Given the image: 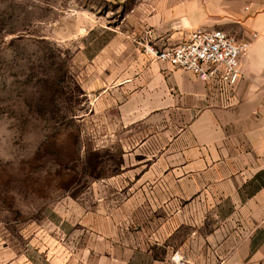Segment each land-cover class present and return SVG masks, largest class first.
I'll return each mask as SVG.
<instances>
[{"label":"rangeland","instance_id":"1","mask_svg":"<svg viewBox=\"0 0 264 264\" xmlns=\"http://www.w3.org/2000/svg\"><path fill=\"white\" fill-rule=\"evenodd\" d=\"M134 4L0 0V264H198L235 230L160 177L178 122L130 123L112 93L148 53Z\"/></svg>","mask_w":264,"mask_h":264},{"label":"crops","instance_id":"2","mask_svg":"<svg viewBox=\"0 0 264 264\" xmlns=\"http://www.w3.org/2000/svg\"><path fill=\"white\" fill-rule=\"evenodd\" d=\"M129 20L134 47L163 49L197 27L250 43L230 104L211 82L141 51L117 61L126 66L111 89L124 96L119 105L130 123L156 116L178 122L177 152L162 154L160 163L178 162L160 177L177 193L196 194L198 208L214 210L226 229L236 225L222 247L199 252L198 264H264V0H135Z\"/></svg>","mask_w":264,"mask_h":264},{"label":"built area","instance_id":"3","mask_svg":"<svg viewBox=\"0 0 264 264\" xmlns=\"http://www.w3.org/2000/svg\"><path fill=\"white\" fill-rule=\"evenodd\" d=\"M249 47L248 41H239L224 30L197 27L186 40L163 49L148 45L146 51L174 68L194 72L211 82L230 104L236 98V87L243 77L242 57Z\"/></svg>","mask_w":264,"mask_h":264}]
</instances>
